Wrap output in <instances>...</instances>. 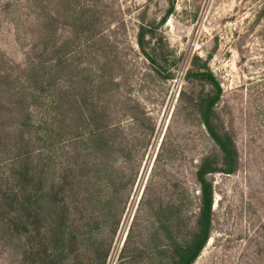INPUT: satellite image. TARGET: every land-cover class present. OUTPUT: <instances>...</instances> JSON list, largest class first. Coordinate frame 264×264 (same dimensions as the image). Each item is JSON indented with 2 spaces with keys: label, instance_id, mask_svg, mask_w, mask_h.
Listing matches in <instances>:
<instances>
[{
  "label": "trees",
  "instance_id": "obj_1",
  "mask_svg": "<svg viewBox=\"0 0 264 264\" xmlns=\"http://www.w3.org/2000/svg\"><path fill=\"white\" fill-rule=\"evenodd\" d=\"M100 2L0 0V15H13L15 34L25 47L21 63L0 52V241L18 250L20 264H105L109 251H101L85 221V204L93 202L94 217L102 190L83 199L80 192L103 187L112 198L121 190L118 186L129 184L115 174L113 160H133L138 152L136 144H124L123 117L136 125L148 121L154 133L140 101L129 95L134 70L126 73V63L117 58ZM173 11L172 3L160 24ZM135 38L154 73L173 78L164 69L167 58L158 50L153 23L141 22ZM191 76L200 86L182 92V101L198 114L218 152L204 156L195 170L199 209L187 241L177 235L180 206L158 207L159 232L166 243L156 248L167 255L158 264L195 262L212 232L210 177L233 174L239 167L236 134L219 110V81L206 63L196 61L188 71ZM66 136L83 147L64 162ZM85 244L91 249H84Z\"/></svg>",
  "mask_w": 264,
  "mask_h": 264
},
{
  "label": "rangeland",
  "instance_id": "obj_2",
  "mask_svg": "<svg viewBox=\"0 0 264 264\" xmlns=\"http://www.w3.org/2000/svg\"><path fill=\"white\" fill-rule=\"evenodd\" d=\"M172 3L174 11L160 24ZM99 5L117 58L126 63V73L134 70L129 95L155 127L151 135L148 121L136 125L123 117L124 144H136L138 152L133 160H113L115 174L129 184L118 186L113 199L103 187L80 192L83 199L102 190L94 217L93 202L85 204V221L101 251H109L105 264H158L167 256L156 248L166 243L157 218L161 204L180 206V240L194 231L195 170L204 156L218 152L198 114L182 101V92L200 84L187 77L194 61L206 63L221 85L219 110L236 134L240 159L235 173L210 177L212 232L193 264H264V0H101ZM141 22L155 26L158 50L167 58L164 69L173 78L157 76L139 50L135 37ZM0 52L15 63L24 60L25 47L9 13L0 15ZM67 138L61 145L64 162L83 147ZM10 246L0 241V264H20L18 250Z\"/></svg>",
  "mask_w": 264,
  "mask_h": 264
}]
</instances>
